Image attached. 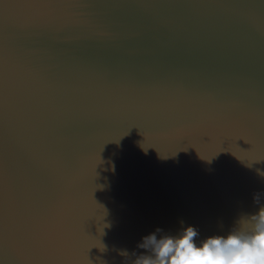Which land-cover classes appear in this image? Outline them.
<instances>
[{"label": "water", "instance_id": "water-1", "mask_svg": "<svg viewBox=\"0 0 264 264\" xmlns=\"http://www.w3.org/2000/svg\"><path fill=\"white\" fill-rule=\"evenodd\" d=\"M261 173L264 0H0V264L227 236Z\"/></svg>", "mask_w": 264, "mask_h": 264}, {"label": "clouds", "instance_id": "clouds-1", "mask_svg": "<svg viewBox=\"0 0 264 264\" xmlns=\"http://www.w3.org/2000/svg\"><path fill=\"white\" fill-rule=\"evenodd\" d=\"M197 236L192 226L178 236L150 234L139 245L147 254L138 256L134 264H264V207L242 217L227 236H211L199 245Z\"/></svg>", "mask_w": 264, "mask_h": 264}]
</instances>
